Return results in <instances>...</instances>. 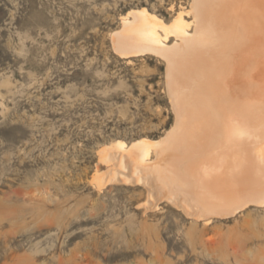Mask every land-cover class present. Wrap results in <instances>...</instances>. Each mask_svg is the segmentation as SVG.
<instances>
[{
  "label": "rangeland",
  "instance_id": "1",
  "mask_svg": "<svg viewBox=\"0 0 264 264\" xmlns=\"http://www.w3.org/2000/svg\"><path fill=\"white\" fill-rule=\"evenodd\" d=\"M191 4L0 0V264H150L151 246L174 264H236L230 243L264 244V206L196 226L179 198L101 159L176 124L165 61L123 58L111 35L132 10L170 24Z\"/></svg>",
  "mask_w": 264,
  "mask_h": 264
},
{
  "label": "bare ground",
  "instance_id": "2",
  "mask_svg": "<svg viewBox=\"0 0 264 264\" xmlns=\"http://www.w3.org/2000/svg\"><path fill=\"white\" fill-rule=\"evenodd\" d=\"M111 38L123 58L165 61L176 124L160 142L118 141L100 152L102 161L117 160L138 181L140 175L151 180L163 198H179L196 226L202 221L208 228L250 205L263 207L264 0H192L170 24L146 8L132 10ZM230 244L227 261L264 264V244L254 251L249 242ZM197 246L222 248L191 241L193 250ZM147 252L150 264H174L153 258V246Z\"/></svg>",
  "mask_w": 264,
  "mask_h": 264
}]
</instances>
